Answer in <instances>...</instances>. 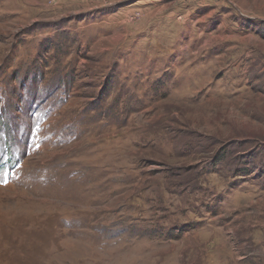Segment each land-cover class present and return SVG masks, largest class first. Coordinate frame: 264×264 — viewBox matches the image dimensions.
Here are the masks:
<instances>
[{"label":"rangeland","instance_id":"374dc122","mask_svg":"<svg viewBox=\"0 0 264 264\" xmlns=\"http://www.w3.org/2000/svg\"><path fill=\"white\" fill-rule=\"evenodd\" d=\"M0 264H264V0H0Z\"/></svg>","mask_w":264,"mask_h":264},{"label":"trees","instance_id":"16d2710c","mask_svg":"<svg viewBox=\"0 0 264 264\" xmlns=\"http://www.w3.org/2000/svg\"><path fill=\"white\" fill-rule=\"evenodd\" d=\"M3 126H7V125L0 121V127H3Z\"/></svg>","mask_w":264,"mask_h":264}]
</instances>
